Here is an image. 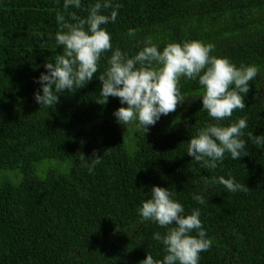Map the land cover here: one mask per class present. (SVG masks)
<instances>
[{
	"label": "trees",
	"instance_id": "16d2710c",
	"mask_svg": "<svg viewBox=\"0 0 264 264\" xmlns=\"http://www.w3.org/2000/svg\"><path fill=\"white\" fill-rule=\"evenodd\" d=\"M118 2L116 22L106 26L113 48L132 55L149 37L161 49L201 40L237 66L259 67L245 109L229 118L248 117V155H226L209 171L187 154L191 136L215 122L201 109L198 79L181 78L185 103L145 134L117 123L119 98L97 102L111 52L84 86L58 94L52 107L38 104L35 80L62 52L54 35L63 0H0V264H135L147 252L161 259L163 246L152 236L166 229L141 223L137 213L153 185L169 187L186 213L200 210L212 247L199 264H264V150L247 135L264 134V0ZM82 154L103 155L92 174ZM228 173L246 190L232 193L212 181Z\"/></svg>",
	"mask_w": 264,
	"mask_h": 264
},
{
	"label": "clouds",
	"instance_id": "9594fccd",
	"mask_svg": "<svg viewBox=\"0 0 264 264\" xmlns=\"http://www.w3.org/2000/svg\"><path fill=\"white\" fill-rule=\"evenodd\" d=\"M120 7L118 0H89L87 7L84 0H63L62 10L56 14L59 30L54 35L55 47L62 46V52L54 61H46V71L36 78L40 89L34 92L35 101L52 107L59 101L58 94L91 81L98 73L102 56L111 52L105 70L98 75L102 86L97 102L105 105L109 97L119 98L121 106L113 112L117 123L125 128L135 125L137 131L145 134L162 116L175 112L178 105L185 103L186 96L179 87L181 78L198 79L203 88L199 95L201 109L215 122L199 128L191 136L187 154L209 171L220 166L226 155L233 160L248 155L247 141L243 139L248 117L235 121L229 118L235 110L245 109L249 82L260 76L259 67L243 63L237 66L226 56L214 55L213 43L201 40L169 42L161 49L149 37L132 55L119 47L113 48L112 33L106 26L116 22ZM71 9L87 14L81 16ZM247 135L254 145L264 150V134L249 132ZM102 156L82 154L79 159L92 174L101 164ZM212 181L232 193L246 190L231 173L227 178L213 177ZM150 192V198L141 202L137 213L141 223L147 220L166 229L152 236L163 246L165 254L157 259L147 252L141 261L140 254L135 264H199L200 254L212 247L200 210L186 213L185 206L169 187L153 185ZM192 198L204 203L200 194L194 193Z\"/></svg>",
	"mask_w": 264,
	"mask_h": 264
}]
</instances>
